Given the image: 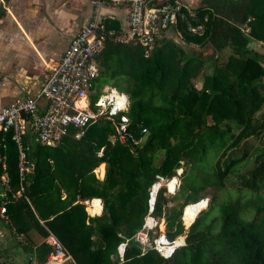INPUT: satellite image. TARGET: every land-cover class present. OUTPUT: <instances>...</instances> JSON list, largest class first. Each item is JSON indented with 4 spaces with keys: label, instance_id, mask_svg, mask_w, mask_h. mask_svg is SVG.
Returning <instances> with one entry per match:
<instances>
[{
    "label": "trees",
    "instance_id": "trees-1",
    "mask_svg": "<svg viewBox=\"0 0 264 264\" xmlns=\"http://www.w3.org/2000/svg\"><path fill=\"white\" fill-rule=\"evenodd\" d=\"M4 13L0 3V18ZM196 14L197 19L188 16L178 23L184 40L176 41L173 31V37L157 40L148 57L140 43H120L109 36L97 56L91 106L105 85L127 94L128 108L120 114L127 115L140 143L119 141L115 123L102 118L79 139L71 131L62 147L33 145L26 163L33 162V170L24 169L22 176L16 143L6 138L8 200L22 188L13 204H6V212L14 218V231L27 234L38 264L51 247L36 243L32 231L42 238L53 233L76 264H264V149L235 153L242 142L264 131V62L258 59L264 60V53L258 56L255 44L250 45L264 46V0H200ZM104 21L108 30L120 31L119 22ZM200 23L202 33L187 32V25ZM202 49L231 51L222 63L211 55L208 66ZM253 156V167L242 173ZM97 166L101 175L105 166L99 178ZM230 175L241 187L226 192ZM177 176L178 188L167 192L161 187L151 213L157 221L164 219L167 238L184 233L187 208L211 196L208 208L190 224L185 245L169 257L154 249L141 254L134 235L149 213L150 188L160 178ZM223 188L225 195H236L225 203L216 228L218 219L209 221L206 215ZM93 198L103 200L98 214H89L84 204ZM242 202L247 205L243 216ZM126 239L120 261L117 246ZM3 257L0 250V264H12Z\"/></svg>",
    "mask_w": 264,
    "mask_h": 264
},
{
    "label": "built area",
    "instance_id": "built-area-1",
    "mask_svg": "<svg viewBox=\"0 0 264 264\" xmlns=\"http://www.w3.org/2000/svg\"><path fill=\"white\" fill-rule=\"evenodd\" d=\"M110 1L127 3L126 29L121 28L119 32L108 30L104 21L106 17L102 12L105 0H91L90 19L73 35L59 62L47 74L38 93L0 108V183L3 187H8L4 153L7 137L16 143L22 176L24 169H28V151L33 145L56 146L71 131L73 137L79 139L92 123L102 118L115 123V137L119 141L126 144L140 143V139L129 128L127 115L120 114L128 108L127 94L105 85L94 106H91V94L98 76L97 56L103 49L107 36L120 43H140L144 47L145 57L154 49L158 39L171 37L170 33L173 31L177 34L176 41H179L178 37L184 40L177 30L178 23L188 16L192 20L197 19L196 8L181 0H163L161 4L152 7L146 6L145 0ZM207 19L208 16L205 15L203 21ZM203 27L202 23L189 24L186 30L190 33H202ZM242 30L247 32L249 28L242 27ZM116 118L118 120H115ZM142 133H146V129L143 128ZM154 186L155 183L150 188L148 198L150 216L160 189ZM17 196L16 193L12 194V198ZM5 212L4 201H0V215ZM153 220L152 216L145 217L142 228L134 235V240L140 247L141 254L154 249L163 257H169L180 245L173 247L175 239L169 240L166 235L151 237L152 228L155 226L152 225ZM44 241L51 247V252L43 264H76L71 253L53 233L50 232ZM128 241L129 239H126L117 246L120 261H123ZM166 245L172 248L167 254Z\"/></svg>",
    "mask_w": 264,
    "mask_h": 264
},
{
    "label": "crops",
    "instance_id": "crops-1",
    "mask_svg": "<svg viewBox=\"0 0 264 264\" xmlns=\"http://www.w3.org/2000/svg\"><path fill=\"white\" fill-rule=\"evenodd\" d=\"M196 8L200 0H181ZM4 16L0 18V108L24 97L35 96L50 70L59 62L73 35L92 14L91 0H0ZM103 15L127 28L128 5L104 2ZM33 162L27 170H33ZM1 174V171H0ZM8 186V185H7ZM8 187L0 183V201L6 204ZM19 192V193H18ZM92 200L84 201L89 214ZM101 200V198H99ZM16 213V212H15ZM10 213L0 215V250L12 264H38L34 246H28L27 234L16 233ZM15 233V234H14ZM36 243L45 238L30 232ZM31 247L33 250H31ZM31 251V252H30Z\"/></svg>",
    "mask_w": 264,
    "mask_h": 264
},
{
    "label": "rangeland",
    "instance_id": "rangeland-1",
    "mask_svg": "<svg viewBox=\"0 0 264 264\" xmlns=\"http://www.w3.org/2000/svg\"><path fill=\"white\" fill-rule=\"evenodd\" d=\"M171 35H172V33H170ZM190 46H192V45H190ZM191 48V50H195V48L196 47H194V46H192V47H190ZM254 49H256V52L259 54L258 56H260V55H262L263 53H264V46L260 43V42H257V43H255V45H254ZM198 50V49H197ZM196 51V50H195ZM199 51H201L202 53H204L203 54V56H204V58L206 59V65H208V66H210V63H211V59H210V56L211 55H213V57H217V59H218V62L219 63H222L223 61H225L226 60V57H227V55L230 53V49H227L226 51H223L222 53H215L213 50H211V49H202V50H199ZM257 56V57H258ZM258 59H260L262 62H264V60L263 59H261L260 57H258ZM207 70H210V67H207ZM195 86L197 87V88H199L200 87V83L198 82V83H196L195 84ZM111 87V86H110ZM111 88H113V87H111ZM262 113H264V108L262 109ZM65 138V137H64ZM64 138L59 142V144L58 145H60V147H62V146H64V145H66L67 144V142H63V140H64ZM63 142V143H62ZM243 148L244 149H246V148H248V150L249 151H253V150H255L256 148L258 149V148H263L264 149V131H263V133L262 134H260L258 137H252V138H248L245 142H242L241 143V146L240 147H238L237 148V150H235V153L236 152H239V151H242L243 150ZM64 151H66L65 150V148H64ZM260 151H257L256 152V154H258ZM254 156L253 157H251V159H250V162L246 165V166H244L242 169H241V172L243 173V172H246V171H248L249 169H251L252 167H253V165H254ZM98 167V166H97ZM96 167V168H97ZM94 169V172H95V174H96V177H102V175L104 174V171H105V166H104V168H103V174L101 175V172H100V167H98L97 169ZM180 171H182V169L180 168V169H178V173L180 172ZM176 179H177V182H176ZM170 179H164V178H160L157 182H155V184H157L158 185V187H157V189H159V188H161V187H165L166 188V191L168 192H171V191H174V190H171V189H169V184H168V186H166V183H168V181H169ZM174 180V184L173 185H175L176 186V184L178 183V186H179V183H180V180H179V178H178V176H177V178H175V179H173ZM226 185H227V190H226V192H229V189H231L230 187H233V186H239V187H241V185H240V183H239V180H238V178L236 177V176H234V175H230L229 177H228V181L226 182ZM178 186L175 188V190L178 188ZM173 187V186H172ZM172 187H170V188H172ZM173 188V189H174ZM168 189V190H167ZM224 188L223 189H220L219 190V192H218V196H217V198L215 199V201H214V203H213V206H212V208L209 210V213L206 215V218L210 221L211 219H218V222H217V224H216V228H218L219 227V222H220V217H221V215H223V213H224V210H223V207H224V205H225V203H228L230 200H231V198H229L230 196H232V197H235V195H236V193H233V192H230V194L229 195H225L224 194ZM260 193L261 194H264V187H261V191H260ZM248 195V193L246 194V196ZM206 199H204V200H206V207L205 208H203L202 210H206L207 208H208V205H209V203H210V199H211V196H208V197H205ZM232 199H235V198H232ZM245 201V200H244ZM102 202V204H103V201H101ZM203 203H205V202H203ZM242 204V209L240 210V214H241V216H243L244 215V212L246 211V209H244V206H247L246 205V203L244 204V202H242L241 203ZM92 206V205H91ZM201 210V211H202ZM200 211V212H201ZM91 213H95V212H92V211H90ZM199 212V213H200ZM198 213V214H199ZM197 214V215H198ZM152 216V215H151ZM150 215H147V217H151ZM153 217V216H152ZM197 217V216H196ZM154 218V217H153ZM244 218L246 219V220H248V219H250V217H247V216H244ZM186 218H185V214H184V218L182 219V222L185 220ZM195 220V218L194 219H192V220H188V219H186V221H188V224H185L184 222H183V224H184V228H185V231H184V233L183 234H181V235H178L177 237L178 238H181V239H183V244H181L180 246H183V245H185V238H186V232H187V230H188V228H189V226H190V224L193 222ZM149 222H150V219L148 220ZM152 225H155L153 228H152V232H151V237H155V236H161V235H165V226H166V224H165V221H164V219H161V220H159V221H157V219H155L154 218V220H153V223H152ZM157 237V238H158ZM176 237V238H177Z\"/></svg>",
    "mask_w": 264,
    "mask_h": 264
},
{
    "label": "bare ground",
    "instance_id": "bare-ground-1",
    "mask_svg": "<svg viewBox=\"0 0 264 264\" xmlns=\"http://www.w3.org/2000/svg\"><path fill=\"white\" fill-rule=\"evenodd\" d=\"M114 92H117V91L114 90ZM124 99H125V97H124ZM173 178H174V177H173ZM168 184H169V189H171L170 187L173 186V184H174V180H173V179H170V180L168 181V183H166V186H168ZM154 187L157 188L158 185L155 184ZM155 188H154V190H155ZM206 204H207V203L205 202V203L197 204V205H194V206H191V207L187 208V209L185 210V218L188 219V220H192V219L196 218L197 214H198L203 208L206 207ZM92 206H93L92 209H91L92 212H101V210H102V202H101V200H100L99 198L94 199V200L92 201ZM148 220H149V218H148ZM181 244H183V239H181V238H177V239H175V241H174V243H173V245H174L173 247H176V246L181 245ZM171 249H172V248H171L169 245H166V246H165V251H166L165 254H167Z\"/></svg>",
    "mask_w": 264,
    "mask_h": 264
},
{
    "label": "water",
    "instance_id": "water-1",
    "mask_svg": "<svg viewBox=\"0 0 264 264\" xmlns=\"http://www.w3.org/2000/svg\"><path fill=\"white\" fill-rule=\"evenodd\" d=\"M254 44H255V42H250V45H251V46H253ZM128 99H129V97H128ZM180 172H181V171H180ZM177 186H178V183L176 184L175 188H176ZM175 188L173 189L174 191H175ZM101 201H103V200L101 199ZM103 207H104V206H103V204H102V210H103ZM102 210H101V211H102Z\"/></svg>",
    "mask_w": 264,
    "mask_h": 264
}]
</instances>
